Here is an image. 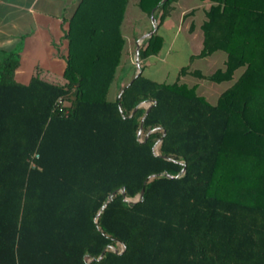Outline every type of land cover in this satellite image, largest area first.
<instances>
[{
  "label": "trees",
  "instance_id": "obj_1",
  "mask_svg": "<svg viewBox=\"0 0 264 264\" xmlns=\"http://www.w3.org/2000/svg\"><path fill=\"white\" fill-rule=\"evenodd\" d=\"M159 1L137 6L150 17ZM174 1L156 6L141 73L133 64L113 98L129 0H79L61 79L36 70L20 83L17 54L0 61V264H264V0H206L191 58L226 59L192 74L220 82L242 68L214 104L142 73Z\"/></svg>",
  "mask_w": 264,
  "mask_h": 264
},
{
  "label": "crops",
  "instance_id": "obj_2",
  "mask_svg": "<svg viewBox=\"0 0 264 264\" xmlns=\"http://www.w3.org/2000/svg\"><path fill=\"white\" fill-rule=\"evenodd\" d=\"M192 1L194 0H175L165 18L177 21L185 31L189 44L196 47L195 51L189 56L188 72L183 74L182 77L191 76L193 79L186 83L190 86L196 85L197 93L210 102L213 94H217L218 98L219 94L237 78V75H235L237 69L231 79L220 82H204L210 80L192 74L195 69L202 72L201 69L193 65L197 61H201L206 67L214 66L211 71L203 72L209 74L217 68L223 67L226 59V53L222 50H216L204 57L191 58L202 48L201 24L206 19V10L211 3L205 0L201 4L194 3L195 5H191ZM78 2L79 0H0V61L11 52L17 54L18 66L14 71L16 81L27 83L36 70H40L41 74L48 79H61L67 54L65 33L69 19L74 13ZM135 5L137 6V0H135ZM127 6L122 22V32L123 28L128 26L127 23H130V26L132 25L131 21L128 20ZM195 8L202 9L204 12V17L199 23L195 20L197 15L194 16L193 14ZM143 13L137 29H143L146 33L152 24L150 17L148 18L146 13ZM186 18L188 23L183 27L182 21ZM162 23L163 21L160 25ZM221 82L227 84L218 93V86L215 83Z\"/></svg>",
  "mask_w": 264,
  "mask_h": 264
},
{
  "label": "rangeland",
  "instance_id": "obj_3",
  "mask_svg": "<svg viewBox=\"0 0 264 264\" xmlns=\"http://www.w3.org/2000/svg\"><path fill=\"white\" fill-rule=\"evenodd\" d=\"M201 4V0H194L191 2V5ZM174 2L172 3L173 6ZM128 20L131 21L127 23V27L123 28L124 34V49L121 57V62L119 69L117 71L116 79L114 80L111 88L110 97L115 96L116 89L119 85H123L129 79L132 71L133 64L135 63V48L137 40L145 34V30H138L137 25L140 23V17L143 16V11L135 5V0H130L127 6ZM195 20L197 23L201 21L204 17V12L202 9L193 10ZM149 18V16L146 14ZM149 22V20H148ZM182 26L184 27L188 23V19L182 21ZM149 27L148 31L150 30ZM147 31V32H148ZM146 32V33H147ZM158 33L163 37V45L160 51L151 55L143 62V71L142 73L158 82L171 83L175 80L188 82L190 79H193L191 76L186 75L183 78V74H180L179 70L182 66L189 63V56L196 49L195 46H191L188 42L185 31L182 29L181 25L171 18H164L162 25L159 26ZM194 66L202 70V72H209L213 69L214 66L206 67L201 61L193 63ZM189 68V67H188ZM192 68V67H190ZM242 68L236 70L235 75L241 73ZM211 82V81H204ZM218 86V93L221 92L224 87H226V82L215 83ZM217 99V94H213L210 98V103L214 104ZM140 138H142V133H140Z\"/></svg>",
  "mask_w": 264,
  "mask_h": 264
},
{
  "label": "water",
  "instance_id": "obj_4",
  "mask_svg": "<svg viewBox=\"0 0 264 264\" xmlns=\"http://www.w3.org/2000/svg\"><path fill=\"white\" fill-rule=\"evenodd\" d=\"M165 0H160L158 2V4L156 6H158L159 4H161L162 2H164ZM156 6L152 9L151 13H150V20H151V24H152V28L151 30H149L147 33L143 34L138 40H137V43H136V48H135V73H134V76L136 77L138 74L141 73V67H140V61H139V46H140V42L146 38V37H149L153 34L154 30L156 29L157 27V23H156V19L154 17V14H153V11L155 10ZM142 105H147V109L145 111V114L148 112V109L151 105V103H141ZM139 106V105H138ZM137 106V107H138ZM135 107L134 110L131 112V114L135 111V109L137 108ZM130 114V115H131ZM141 127H142V121L140 123V127H139V131H138V134H137V137L140 141H144L140 138V133H141ZM165 134V131H163V134L162 136L159 138V140L155 143L154 145V150L157 148V146L159 145V143L161 142L163 136ZM185 171V167L182 168L181 170V173H183ZM160 175H165L167 177H173L172 175L168 174V173H158V174H153L151 177H154V176H160ZM122 193L124 194L123 190H121ZM115 192H112L108 195L106 201L101 205V207L99 208L98 212H97V215H96V219L97 220V217L99 216V213L103 210V208H105L106 204L108 201H110L112 199V196L114 195ZM143 197V188L141 189V191L134 197V198H128V197H125V200H127L130 204H133V203H136L138 202L139 200H141ZM124 247V245H123ZM114 251H116V249L114 247H111ZM104 251H102V253L98 256V259L101 258L104 254Z\"/></svg>",
  "mask_w": 264,
  "mask_h": 264
},
{
  "label": "built area",
  "instance_id": "obj_5",
  "mask_svg": "<svg viewBox=\"0 0 264 264\" xmlns=\"http://www.w3.org/2000/svg\"><path fill=\"white\" fill-rule=\"evenodd\" d=\"M35 157H37V154H35ZM31 166H32V167L35 166L34 162H31Z\"/></svg>",
  "mask_w": 264,
  "mask_h": 264
}]
</instances>
